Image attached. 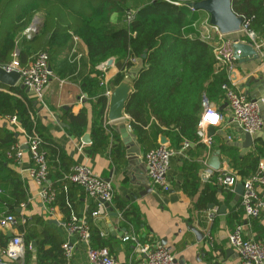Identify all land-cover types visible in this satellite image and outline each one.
<instances>
[{"label":"trees","instance_id":"16d2710c","mask_svg":"<svg viewBox=\"0 0 264 264\" xmlns=\"http://www.w3.org/2000/svg\"><path fill=\"white\" fill-rule=\"evenodd\" d=\"M200 1L0 0V66L11 64L15 53H18L20 64L24 65L33 54L40 51L47 52L51 62L63 51L71 36H76L87 47L91 71L97 75L95 79L85 80L84 87L89 97L95 99L91 101L93 152L108 151L116 163L124 158L116 134L111 130V141L103 127L109 100L103 95L105 89L99 68L109 59L121 62L119 73L111 81L113 86L119 85L130 74L135 75L133 92L125 113L129 117L131 130L144 150L158 147L160 134L171 136L175 147L198 143L197 125L203 97L213 103L224 100L221 86L229 82L228 68L217 67L213 45L219 37H214L211 43L204 41L205 22L202 24L201 17L205 12L187 7L189 3ZM232 10L244 21L249 20L251 32H264V0H232ZM128 11L135 15L131 23L126 20ZM38 16L42 20L38 33L31 37L22 36ZM206 23L210 24L209 21ZM9 90L22 98L0 91V115L16 116L26 135L36 131L42 137V148L51 151L48 180L53 179L57 205L68 221L72 214L77 215L68 192L75 185L64 180L70 173L71 164H66L63 151L57 147L51 148L39 124L32 119L37 112L35 100L28 98L19 87ZM62 118L71 133L82 135L88 127L86 109L78 114L65 109ZM151 120L155 124L149 127ZM0 133H3L1 136L4 140L3 144L0 143V156L1 153L5 156L15 140L12 134L2 130ZM259 145L244 158L234 155L237 153L235 148L222 145L231 159V166L238 170L243 179L257 169L263 156ZM183 170V189L193 196L198 190L197 167L187 164ZM15 179L12 177L11 180L14 183L13 196L20 204L26 201V189L18 180L15 183ZM4 181H7L6 178L1 176L0 185ZM211 181L202 190L198 200L201 209H206L215 200L217 188ZM116 205L122 213V227L126 231L133 228V232L141 236L140 230L144 224L138 207L120 203ZM87 219L91 226L92 246L109 249L108 241L96 232L89 217ZM20 230L27 263L32 259L30 250L35 249L36 264H69L57 233L44 225L42 220L33 219L21 226ZM8 242L7 237L0 232V254L5 251Z\"/></svg>","mask_w":264,"mask_h":264},{"label":"crops","instance_id":"0c3cea01","mask_svg":"<svg viewBox=\"0 0 264 264\" xmlns=\"http://www.w3.org/2000/svg\"><path fill=\"white\" fill-rule=\"evenodd\" d=\"M206 16L209 21L207 13L202 15L201 19ZM218 39L221 43L217 44L215 49L231 53L236 41L250 44L255 49H257L256 46L261 47V50L258 51L259 59L257 60H233L232 68L228 72V83L235 86L239 93L241 92L249 99L258 101L264 122V32H251L250 36L239 32ZM120 64L121 62L117 63L113 59V64L107 69H103L102 66L99 68L102 72L101 79H103L104 84L107 83L111 88L113 87L111 81L119 73ZM50 66L53 78L41 105L34 99V96L23 90L28 98L35 100L37 112L36 117L32 116V119L39 124L44 138L50 143L51 148L57 147L63 151L66 164L70 163L71 168L76 164H84L94 174L112 184L114 200L110 204L111 210L109 211L104 206L103 215L98 217H93L92 214L102 204L99 199L88 196L81 188L75 186H72L68 192L74 203L75 213L81 217H89L92 225L97 229L96 232L110 244V253L118 264H144L145 258L136 249L135 244L122 242L123 236L126 233H132L134 229L131 228L130 231H126L122 227V213L117 208V203L127 206L136 205L144 224L140 230V240L148 241L153 245L165 246L180 264H240L236 252L228 243L229 235L237 224L244 226L245 237L264 242V210L257 220L246 218L240 208V198L238 202L234 201L235 190L234 193H231L217 185V176L222 170L234 173L240 180L247 178L243 179L238 170L231 166V159L227 157L222 145L235 148L237 153L234 155L244 158L260 143L259 147L263 151L261 160H264V125L262 131L252 136L254 138L257 136V138L256 140L253 139L252 146L245 151L243 149L245 143L242 139L243 134L232 124L230 109L227 107L226 101L222 99L220 102L213 103L224 120L214 130L213 139L215 143L210 153L200 142L185 143L175 147L172 145L171 136L158 135V146L161 136L168 139L171 159L168 172L169 190L168 192L156 191L150 182L144 161V155L150 149H143L133 131L132 134L135 135L136 140L131 138L127 130L120 128L121 124L130 125L129 118L108 126L109 130L116 134L117 144H121L124 153L122 161L116 163L108 151L93 152L91 148L90 131L93 121L91 101H95V99L89 97L84 87L86 85L85 80L95 79L97 75L91 71L87 47L83 41L76 36H71L59 56L51 60ZM9 89L0 84L1 92L10 93ZM14 96L19 99L22 98L20 95ZM65 109H69L75 114L86 109L89 123L82 135L70 132L68 124L62 118ZM154 124L151 120L149 127L154 126ZM0 130L12 134L15 144L22 151V157L19 161H16L15 152L11 149L7 151L5 156H2V153L0 156V177L3 176L7 180L0 185V220L6 215H13L18 221L22 217H27L28 223L33 219L42 220L44 225L57 233L62 244L69 245L72 252L71 264H90L86 245L81 243L76 235L71 236L67 232V220L60 206L57 205V202L53 205L46 204L41 196V187L29 176V171L34 165L27 149L25 130L19 124H11L8 121V116L2 115H0ZM2 134L0 133L1 144L4 141ZM87 134H89L91 141L89 144L83 142V138ZM106 135L112 141L107 131ZM129 140L134 142L136 150H141V156L137 157V161H129L126 153L128 150L126 141ZM46 151L49 164H51V151L49 149ZM215 154L220 161V168L216 171L208 166ZM187 164L197 167L198 190L193 196H189V193L183 189V180L185 179L183 168ZM208 169L213 171L214 177L207 178ZM12 177L16 178L15 183L18 180L26 189L25 202L17 204V200L13 196L14 183L11 182ZM211 180L214 181L213 183L217 188L215 200L209 203L206 209H201L198 200L202 195V190L212 182ZM52 184L53 179L47 181V186L54 190ZM262 197L264 199L263 195ZM222 207L225 208L223 212L221 211ZM208 211L215 212L212 221L207 218ZM21 226L5 228L0 226V232L10 241L16 235L23 236L20 230ZM193 229L200 233L201 237L197 238ZM9 234H11L10 238H8ZM30 253L32 259L28 263L25 260V251L21 261L25 264H36L37 250L31 249Z\"/></svg>","mask_w":264,"mask_h":264},{"label":"built area","instance_id":"2783aa9c","mask_svg":"<svg viewBox=\"0 0 264 264\" xmlns=\"http://www.w3.org/2000/svg\"><path fill=\"white\" fill-rule=\"evenodd\" d=\"M134 13L127 12V23H131L134 19ZM42 20L35 17L29 26L28 30L22 33V36L31 37L40 27ZM208 22V21H207ZM249 20L243 21L241 25V32L250 36ZM205 32L202 39L206 42L214 40V37H222L217 28L205 23ZM260 51L261 47L256 46ZM217 67H227L228 70L233 65V54L225 50L216 49ZM18 53L13 56L11 64L4 66L8 72H18L20 75L19 84L25 88L32 90L34 98L38 103L44 101L47 88L53 78V72L50 66L49 54L44 51L33 54L28 61L21 65L18 61ZM136 63V60H133ZM223 63V64H221ZM221 65V66H220ZM104 96L110 98L111 87L104 82ZM221 89L224 94V100L231 112V122L235 125L242 134H250L254 136L263 129V118L261 110L257 101L249 99L241 92L239 93L235 86L229 83L223 84ZM107 112L104 118V129L113 138L112 131L109 130L110 124L107 119ZM215 114L218 117L217 123L213 124L210 121H201L205 114ZM128 119L129 117L126 116ZM224 117L217 110L216 106L208 98L203 97L202 110L200 119L197 125L198 142H200L208 151L211 152L214 146L213 136L210 135V128H218ZM8 121L16 125L18 119L16 116L8 117ZM129 128L130 125L128 126ZM42 137L33 131L27 135V149L30 159L33 163V168L29 171V176L35 183L41 187V196L44 202L48 205H53L56 202V192L47 186L49 164L47 151L42 148ZM11 150L15 152V159L19 161L22 157V151L15 144L11 146ZM171 151L167 146L159 145L156 148L148 150L144 155V161L147 166V174L153 188L156 191L168 192V172L170 169ZM207 178L214 177L211 169L206 172ZM68 183L83 189V191L90 197L95 199H102L104 202L112 204L114 200V189L110 182L94 174L91 169L84 164H76L70 169V173L64 177ZM238 183L243 185V193L240 197V208L246 218L250 220H257L264 210V160H260L255 173L251 176L240 180L237 175L230 171L222 170L217 176V185L234 193L235 187ZM67 190L66 187H64ZM1 193V192H0ZM25 207V205H23ZM104 213V204L99 205L98 209L93 212V217H98ZM215 212L208 211L207 218L212 221ZM28 224V218L22 217L19 221L13 215H6L0 220V226L5 228L9 226H25ZM67 232L69 235H76L78 240L86 245L87 256L90 264H118L112 257L109 249L95 248L91 244V226L86 216H77L72 214L66 223ZM123 243H133L140 254L145 258L144 264H180L177 262L175 256L165 246L156 244L153 245L148 241H141L139 236L134 232L126 233L122 238ZM228 243L230 247L236 252L240 264H264V242L247 238L244 235V226L237 224L235 229L229 235ZM64 255L71 264L72 252L68 244H63ZM23 236H14L7 244L4 252L0 254V264H25L21 261L24 256ZM126 264V263H125ZM132 264V263H127Z\"/></svg>","mask_w":264,"mask_h":264},{"label":"water","instance_id":"95a60500","mask_svg":"<svg viewBox=\"0 0 264 264\" xmlns=\"http://www.w3.org/2000/svg\"><path fill=\"white\" fill-rule=\"evenodd\" d=\"M187 7L194 11H203L209 16V23L212 27L217 28L219 33L222 36L239 33L241 32V25L243 24V18L237 16L232 10V0H202L200 2H192L187 4ZM39 28L36 30L34 34L38 33ZM233 59L236 61H244V59H259L258 50L252 47L250 44H245L243 42L236 41L233 44ZM113 64V59H109L106 63L102 65L103 69H107ZM135 78L134 74H130L129 77H126L119 85L113 86L111 88V94L108 102V112L107 119L109 122L116 123L123 121L126 118L125 107L126 104L133 92V79ZM20 75L18 72H8L4 67L0 66V84L6 86L8 88L19 87L20 90H24L31 96H34L32 90L25 88L22 84H19ZM257 101V100H254ZM258 102V101H257ZM120 128L122 130H127L131 135L133 140H136L134 134H132L131 128H129L126 124H121ZM214 128H210L209 133L211 136L214 135ZM257 136L254 138L250 134H243L242 139L245 141L243 145V149L248 150L252 144L253 139L256 140ZM83 142L89 144L90 138L89 134L85 135L83 138ZM127 155L130 162L137 161V157L141 156V150H136L134 148V142L132 140L126 141ZM160 145H164L168 147V139L164 136L160 137ZM133 160V161H131ZM208 166L212 170H218L220 168L219 157L215 154V156L211 159ZM236 197L235 202L239 201L243 193V185L238 183L235 189ZM102 204L110 211V204L104 202L102 199H99ZM225 210L224 207L221 208L223 212ZM116 216V214H113ZM194 231V229H193ZM197 238L201 237V234L194 231ZM11 237V234L8 235V238ZM36 244L33 246L35 247Z\"/></svg>","mask_w":264,"mask_h":264},{"label":"clouds","instance_id":"9594fccd","mask_svg":"<svg viewBox=\"0 0 264 264\" xmlns=\"http://www.w3.org/2000/svg\"><path fill=\"white\" fill-rule=\"evenodd\" d=\"M218 117L215 114H205L203 117V120L201 121V123L203 124L204 121H210L211 123L215 124L217 123Z\"/></svg>","mask_w":264,"mask_h":264},{"label":"rangeland","instance_id":"374dc122","mask_svg":"<svg viewBox=\"0 0 264 264\" xmlns=\"http://www.w3.org/2000/svg\"><path fill=\"white\" fill-rule=\"evenodd\" d=\"M38 18H40V16H38ZM207 21H208V17H207V16H206V17H203V22H202V24H203L204 22L206 23ZM216 41H217V42H214V45H213L214 50H216V49H215L216 45L221 43V41H219L218 38H216ZM39 105H41V103H39Z\"/></svg>","mask_w":264,"mask_h":264}]
</instances>
